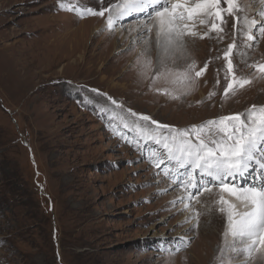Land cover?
Here are the masks:
<instances>
[{"label":"rangeland","instance_id":"rangeland-1","mask_svg":"<svg viewBox=\"0 0 264 264\" xmlns=\"http://www.w3.org/2000/svg\"><path fill=\"white\" fill-rule=\"evenodd\" d=\"M62 2L99 11L120 0H0V264H255L262 259L264 247L237 254L226 245L232 238L224 237L218 188L198 196L199 203L188 201L174 183L175 165L162 144L136 125L162 138L167 129L161 133L140 114L191 131L193 125L264 105V74L247 66L264 63V37L257 31L264 22V0H237L241 10L235 15L241 19L224 14L222 39L215 32L203 39L185 37L183 55L176 53L175 64L170 59L168 66L195 60L199 70L208 62L187 95L163 79L153 82L162 52L155 29L143 30L141 21L151 23L147 10L125 16L109 30L107 12L80 18L62 9ZM245 18L257 22L250 33L257 36L254 42L247 41ZM208 19L203 25L188 23L203 35L213 22ZM233 40L241 53L234 49L231 57L237 75L251 83L225 96L223 50ZM147 60L153 71L145 78L140 66ZM210 92L215 94L209 97ZM166 168L174 175H164ZM236 182L259 186L264 170L253 166Z\"/></svg>","mask_w":264,"mask_h":264},{"label":"snow or ice","instance_id":"snow-or-ice-1","mask_svg":"<svg viewBox=\"0 0 264 264\" xmlns=\"http://www.w3.org/2000/svg\"><path fill=\"white\" fill-rule=\"evenodd\" d=\"M222 3L227 7H222ZM60 7L76 13L80 18H84L85 15L104 16L107 12L106 26L109 30L125 16L145 13L147 10V21L151 23L141 21L143 30L151 33L155 29L157 47L162 52L158 65L155 67L153 82L163 79L182 95L189 94L197 83V79L202 77L208 69V62H205L204 66L197 70L195 60L191 63L186 62L182 67L168 66L170 59L175 64L176 53L183 55L186 49L185 37L199 36L203 39L209 36L210 32H215L217 38L222 39L220 34L224 31L223 25L227 23L224 14L233 16L237 22L241 19L235 15L241 10L237 0H120L119 3L112 4L108 8L101 7L99 11L64 2L60 4ZM208 18H212L213 22L203 35L194 30V23H188L199 20V23L203 25L209 22ZM216 20L219 23L215 22ZM256 23L255 20L245 18L247 41L257 40L256 35L250 34L252 26ZM257 31L260 37H264V22H261ZM140 38L146 46L149 44L148 40L143 39V33ZM234 49H237V55H241L235 40L223 50L227 82L224 89L225 96L230 92L234 95L238 89H243L251 83V79L237 75V66L231 58ZM247 66L256 73L264 74V63H253ZM140 70L141 75L147 78L153 71L151 60L141 63ZM218 83L219 80H217ZM156 91L170 95L172 99H179V95L169 92L167 88H157ZM214 94L210 92L209 97ZM108 99L119 107L116 100L111 97ZM128 111L133 116L138 115L131 109ZM139 119L150 121L161 133L167 129V135L158 138L156 133L136 125L142 135L162 144L166 159L174 162L175 165L174 183L178 182L184 188L188 201L196 200L199 203L198 196L204 192L212 193L214 187L218 188L219 199L216 203L219 205L218 211L225 216L226 220L224 237L232 238L231 242L226 239V245L237 254H251L253 250L264 247V183L259 186H244L236 182L238 177L247 175L253 166L264 170V150H261V145L264 144V105H252L245 113L222 116L218 120L193 125L191 131L161 125L150 116L143 114L139 115ZM124 126L128 127L127 123ZM153 157H156L155 153ZM162 163L164 161L160 160L156 166L159 168ZM181 169L185 171L179 175ZM164 175L173 176L172 168H166ZM184 207L189 209L191 205L185 203ZM198 216L197 212L192 219ZM187 220L188 218L185 222ZM181 239L185 241L183 246L186 247L188 238ZM176 250L179 251V248ZM221 251L223 253V249Z\"/></svg>","mask_w":264,"mask_h":264},{"label":"bare ground","instance_id":"bare-ground-1","mask_svg":"<svg viewBox=\"0 0 264 264\" xmlns=\"http://www.w3.org/2000/svg\"><path fill=\"white\" fill-rule=\"evenodd\" d=\"M255 1V0H254ZM261 249V248H260ZM262 250V249H261ZM263 252V251H262ZM259 258H262V259H260L259 261H257L255 264H264V255H260V257Z\"/></svg>","mask_w":264,"mask_h":264}]
</instances>
